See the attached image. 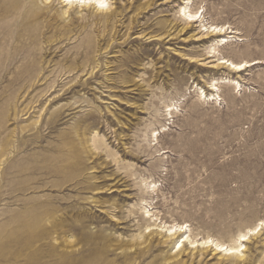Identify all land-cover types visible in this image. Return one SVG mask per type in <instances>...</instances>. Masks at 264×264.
Wrapping results in <instances>:
<instances>
[{
  "label": "rangeland",
  "instance_id": "1",
  "mask_svg": "<svg viewBox=\"0 0 264 264\" xmlns=\"http://www.w3.org/2000/svg\"><path fill=\"white\" fill-rule=\"evenodd\" d=\"M70 1L0 0V264H264L197 244L264 221V0Z\"/></svg>",
  "mask_w": 264,
  "mask_h": 264
},
{
  "label": "bare ground",
  "instance_id": "2",
  "mask_svg": "<svg viewBox=\"0 0 264 264\" xmlns=\"http://www.w3.org/2000/svg\"><path fill=\"white\" fill-rule=\"evenodd\" d=\"M65 1V0H64ZM70 1V0H69ZM79 1H81V0H79ZM85 4H87V3H89L90 1H92V0H82ZM95 1V3L97 4V6H98V8L99 9H101V10H104L105 8H106V6L108 5L107 4V1L106 0H94ZM93 1V2H94ZM68 2V1H67ZM71 2V1H70ZM186 2H187V0H186ZM189 2V1H188ZM74 3V2H73ZM72 3V4H73ZM76 3V2H75ZM79 3V2H78ZM110 3V2H109ZM84 5V4H83ZM110 5V4H109ZM109 5H108V7H109ZM94 6H95V4H94ZM97 6H95V7H97ZM185 6V5H184ZM190 6V5H189ZM107 7V8H108ZM111 7V6H110ZM191 7V6H190ZM186 8V7H185ZM107 10V9H106ZM105 11V10H104ZM67 12V11H66ZM110 12V11H109ZM189 16L190 17H192L193 18V16H195L196 17V14H194V13H190L189 14ZM212 28V31H214L215 32V34H224L225 33V27H224V25L223 26H213V27H211ZM210 29V28H209ZM2 30V29H1ZM211 31V32H212ZM227 32V31H226ZM233 32H235V31H233V30H230L229 31V33H233ZM228 33V32H227ZM227 35V34H226ZM231 35V34H230ZM229 36V35H228ZM223 37V36H222ZM2 39V38H1ZM220 39V38H219ZM218 40V39H217ZM229 40V39H228ZM227 41V39L224 37V38H222L221 40H220V42H226ZM216 42H218V41H216ZM215 42V43H216ZM218 44V43H217ZM213 46V45H212ZM214 47V46H213ZM212 48V47H211ZM212 50V49H211ZM8 51V50H7ZM215 51V50H214ZM216 51H217V49H216ZM217 59V58H216ZM218 61V60H217ZM216 61V62H217ZM221 62L220 63H224V64H226V65H228V66H230L231 68H233V69H236V70H240V69H242L243 68V62H235V61H233V60H231V59H228V58H225V57H223L221 60H220ZM256 62V61H255ZM218 63V62H217ZM216 63V64H217ZM220 63H219V65H220ZM252 63V62H251ZM246 64V63H245ZM246 65H248V64H246ZM35 82H36V80H35ZM237 84V83H236ZM212 85L214 86L215 84H213V82H212ZM240 86V85H239ZM212 87V86H211ZM215 87V86H214ZM213 87V88H214ZM212 88V89H213ZM215 89H216V87H215ZM218 92V91H217ZM215 93V92H214ZM202 95H203V92H202ZM207 96H208V94H207ZM211 96V95H210ZM216 96H217V94H216ZM172 104V103H171ZM169 106V105H168ZM173 106V105H172ZM168 113V112H167ZM154 137H156V139H157V134H155L154 135ZM153 182V181H152ZM143 183H146V181L145 182H143ZM148 184V183H147ZM153 185V184H152ZM146 186V185H145ZM153 187H155V186H153ZM147 188V187H146ZM156 188V187H155ZM148 189V188H147ZM150 189V188H149ZM157 190V189H156ZM155 191V190H154ZM149 192V191H148ZM146 201V200H145ZM144 203H146V202H144ZM148 205V204H147ZM141 207H143V206H141ZM145 211H146V214H149V209H145ZM145 211H143V212H145ZM151 213V212H150ZM145 215V214H144ZM162 222V221H161ZM258 223V224H257ZM256 224L257 225H255L254 227H252V228H249L246 232H240L239 234H238V237L234 240L235 241V244H233V243H225V242H222V241H220V240H214V239H212V238H210V237H208L207 239H205V240H203L202 242H201V244L200 243H197L198 245H202V246H207L209 243H214L215 244V246H216V248L218 249H221V250H223V252L225 251L226 253L224 254V255H227L228 257H230L231 255H233V254H237V253H239L240 254V252H242L243 250H242V247H243V241L244 240H246V239H249V238H251V235H256V234H259V232H260V230L263 228L262 227V225H264V221H261L260 223L259 222H257ZM163 224V223H162ZM155 225V224H154ZM165 225V224H164ZM185 225V224H184ZM184 225H172L170 228H168V232L170 233V235H176L177 233H180V232H183L184 231ZM229 226H230V224H229ZM186 227L187 226H185V229H186ZM166 229V228H165ZM167 232V233H168ZM237 235V234H236ZM183 236V235H182ZM199 236V235H198ZM180 237V236H179ZM253 237V236H252ZM254 237H256V236H254ZM170 238H171V236H170ZM257 238V237H256ZM169 239V238H168ZM173 239V238H172ZM186 239H190V236L189 235H187L186 236V238L184 239V240H182V241H179V242H177V243H179L178 244V248H181V246L182 245H184L183 244V242L186 240ZM255 239V238H254ZM258 239V238H257ZM177 240V239H176ZM173 241V240H172ZM175 241V240H174ZM173 241V242H174ZM188 242V241H187ZM195 242L196 241H194V240H191L190 239V244L192 245V244H195ZM174 244V243H173ZM175 246V245H174ZM209 246V245H208ZM214 246V247H215ZM246 246V245H245ZM196 247V246H195ZM200 247V246H199ZM250 247V246H249ZM176 248V247H175ZM186 248V247H185ZM204 248V247H203ZM244 248H246V247H244ZM205 249H207V248H205ZM179 252H181L182 250H178ZM204 251V250H203ZM201 252V251H200ZM202 253V252H201ZM179 254H181V253H179ZM245 254V253H244ZM244 254L242 253V255L241 256H244ZM177 256V255H176ZM226 256V257H227ZM235 257V256H234ZM252 257V256H251ZM256 257V256H255ZM264 257V256H263ZM224 258H225V256H224ZM241 259L240 260H243L242 259V257H240ZM227 259H229V258H227ZM239 259V258H238ZM246 259V258H245ZM221 260V259H220ZM248 260V259H247ZM244 261H246V260H244ZM243 261V262H244ZM240 262V261H239ZM242 262V261H241ZM243 262H242V264H243ZM249 262V261H248ZM235 263V262H234Z\"/></svg>",
  "mask_w": 264,
  "mask_h": 264
}]
</instances>
